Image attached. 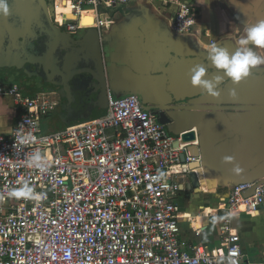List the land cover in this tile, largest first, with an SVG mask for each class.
<instances>
[{"label":"built area","instance_id":"1","mask_svg":"<svg viewBox=\"0 0 264 264\" xmlns=\"http://www.w3.org/2000/svg\"><path fill=\"white\" fill-rule=\"evenodd\" d=\"M132 1L70 0L76 18L67 28L76 31L90 8L100 29L110 23L102 9ZM159 1L172 11L175 31H194L193 5ZM0 95L12 97L16 113L12 133L0 134V264H245L241 235L230 223L221 227L220 245L185 246L176 175L197 158L182 160L184 149L139 96L108 92L105 114L45 133L42 119L59 106L57 92L27 94L0 81ZM36 151L43 166L29 167ZM25 182L39 200L11 195ZM224 201L229 211L257 212L264 182L236 183Z\"/></svg>","mask_w":264,"mask_h":264},{"label":"crops","instance_id":"2","mask_svg":"<svg viewBox=\"0 0 264 264\" xmlns=\"http://www.w3.org/2000/svg\"><path fill=\"white\" fill-rule=\"evenodd\" d=\"M18 1H27L34 8L37 23L51 24L49 34L55 44L52 47L50 42L51 48L58 46L62 36L67 43L65 35L70 34L78 43L98 52V61L84 59L81 70L73 72L70 64L65 66L69 69L65 74L71 78L62 85L66 95L57 93V97L62 98L67 125L105 114L108 92L116 98L137 95L157 118L165 114V120L169 119L163 124L166 133L175 142L180 140L186 155L198 154L201 163L189 173L176 175L182 185L177 204L185 246L220 245L221 227L230 223L241 235L245 264H261L264 205L252 213L242 208L229 211L224 198L236 183L264 182V65L253 69L238 85L225 78L218 89L219 97L194 86L190 72L196 65H203L208 69L205 79L223 75L208 60L207 49L217 45L234 52L236 41L245 37L248 26L264 20V0H184L199 13L190 33L175 31L172 11L159 0H136L102 9L101 18L110 23L100 29L93 10L88 8L78 18L76 31L67 28V23L76 18L70 11V0ZM250 47L264 57V46ZM232 88H236L238 99L229 95ZM104 92L105 102L100 100ZM4 101L11 113L0 124V134H10L16 113L12 97L0 95V103ZM189 145L191 152L186 150ZM229 156L241 166V174H235L234 165L225 162ZM191 172L197 174L199 191L190 178Z\"/></svg>","mask_w":264,"mask_h":264},{"label":"flooded vegetation","instance_id":"3","mask_svg":"<svg viewBox=\"0 0 264 264\" xmlns=\"http://www.w3.org/2000/svg\"><path fill=\"white\" fill-rule=\"evenodd\" d=\"M8 3L10 15L0 14V79L14 76L20 87L24 85L32 92L42 87L58 93L71 78L65 74L69 72L67 64L74 72L81 70L84 59L98 61L96 49L89 50L81 43L71 46L56 32L63 42L51 48L50 42L55 46L49 34L51 24L37 23L35 10L27 1L8 0Z\"/></svg>","mask_w":264,"mask_h":264},{"label":"clouds","instance_id":"4","mask_svg":"<svg viewBox=\"0 0 264 264\" xmlns=\"http://www.w3.org/2000/svg\"><path fill=\"white\" fill-rule=\"evenodd\" d=\"M0 14L4 17L10 15V7L8 0H0ZM237 48L234 52H230L227 48L212 45L207 49L208 60L223 75H213L211 79H205L208 75V69L203 65H196L191 69V82L194 86H198L205 90L208 95L219 97L218 90L228 78L233 84L238 85L245 78L249 77L253 69L264 65V57L258 56L253 50V46H264V20L248 26L245 37L236 41ZM229 95L235 100L238 99L236 88L230 90ZM226 163L233 164V172L237 175L241 174L243 169L235 162L234 157H225ZM29 167L43 166V158L39 151H36L28 161ZM11 195L16 198H30L39 200L40 195L34 192V189L27 182L22 187L15 189Z\"/></svg>","mask_w":264,"mask_h":264},{"label":"rangeland","instance_id":"5","mask_svg":"<svg viewBox=\"0 0 264 264\" xmlns=\"http://www.w3.org/2000/svg\"><path fill=\"white\" fill-rule=\"evenodd\" d=\"M1 80L5 84L14 83V82L20 83L19 80H10V79H1ZM21 88H22V91L25 93H31L32 92V89L27 88L24 85ZM58 98L60 100V104L56 108V110L51 115L42 119V128H43V132H45V133L59 131V130L66 128L68 126L67 120L65 118H63L62 98L59 96H58ZM0 109L3 111V112H1V114L2 113L3 114L0 115V124H4L8 120V116L11 113V111L9 109L8 102L4 101L3 103H0ZM7 109H8V111L5 112ZM180 210H181V208H180ZM182 210L180 212H182Z\"/></svg>","mask_w":264,"mask_h":264},{"label":"water","instance_id":"6","mask_svg":"<svg viewBox=\"0 0 264 264\" xmlns=\"http://www.w3.org/2000/svg\"><path fill=\"white\" fill-rule=\"evenodd\" d=\"M65 40L67 41V43L68 44H70L71 46H76L77 44H78V42L75 40V39H73V37H72V35H65ZM8 79H10V80H13V79H15V77L14 76H8L7 77ZM38 88H42V87H38ZM46 89V88H45ZM44 88H43V90H45ZM58 93L59 94H61V96H65L66 95V93H65V89L64 88H62V89H60L59 91H58ZM105 92L103 93V94H101V96H100V100L101 101H103V102H105V100H106V98H105ZM143 107L145 108V109H148V110H151L150 109V107H147V106H145V105H143ZM164 115L165 114H163V113H161L160 114V117H158L157 119L162 123V124H166L167 122H169V119H166L165 120V118H164ZM163 116V118H161ZM168 120V121H167ZM176 147H181V142H180V140H177L176 142H175V144H174ZM186 150L187 151H189V152H191V149H190V145L186 148ZM192 156H194V157H196L197 159H196V161H193V162H190L189 163V168L188 169H186L184 172L185 173H189L190 171H193L194 169H196V168H198L199 166H200V160L198 159V157H199V155L198 154H193V153H190ZM181 157H182V160L183 161H185V159H186V151L185 152H182V154H181ZM189 175V174H188ZM190 178H191V180H192V182L194 183V186H196V191H199L200 190V187H199V181H198V178H197V174L196 173H194V172H191L190 173Z\"/></svg>","mask_w":264,"mask_h":264}]
</instances>
